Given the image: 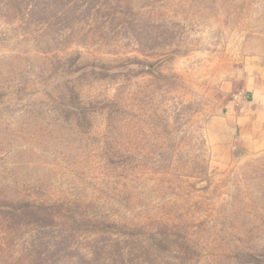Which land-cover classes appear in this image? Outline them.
Returning <instances> with one entry per match:
<instances>
[{
    "label": "rangeland",
    "instance_id": "374dc122",
    "mask_svg": "<svg viewBox=\"0 0 264 264\" xmlns=\"http://www.w3.org/2000/svg\"><path fill=\"white\" fill-rule=\"evenodd\" d=\"M261 93L264 0H0V264H264Z\"/></svg>",
    "mask_w": 264,
    "mask_h": 264
},
{
    "label": "crops",
    "instance_id": "0c3cea01",
    "mask_svg": "<svg viewBox=\"0 0 264 264\" xmlns=\"http://www.w3.org/2000/svg\"><path fill=\"white\" fill-rule=\"evenodd\" d=\"M251 99L227 114L226 122L233 146L256 151L264 149V94Z\"/></svg>",
    "mask_w": 264,
    "mask_h": 264
},
{
    "label": "trees",
    "instance_id": "16d2710c",
    "mask_svg": "<svg viewBox=\"0 0 264 264\" xmlns=\"http://www.w3.org/2000/svg\"><path fill=\"white\" fill-rule=\"evenodd\" d=\"M100 248L103 250L105 249V245H100Z\"/></svg>",
    "mask_w": 264,
    "mask_h": 264
}]
</instances>
